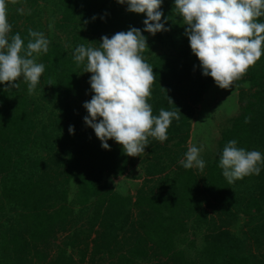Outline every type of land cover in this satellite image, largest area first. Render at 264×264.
<instances>
[{"label": "trees", "instance_id": "trees-1", "mask_svg": "<svg viewBox=\"0 0 264 264\" xmlns=\"http://www.w3.org/2000/svg\"><path fill=\"white\" fill-rule=\"evenodd\" d=\"M21 1L29 11L10 15L9 37L19 33L26 48L35 26L31 16L40 8L61 33L48 37L47 53L33 54L45 71L32 94L23 77L18 88L0 83V264H264V164L259 175L232 184L219 166L230 140L264 155V54L233 82L249 87L238 92V113L220 129L211 160L203 171L185 169L179 161L187 151L193 107L215 82L202 74L175 0H162L161 20L169 17L164 22L170 30L155 35L143 31L144 13L127 11L117 0ZM257 22L264 23V16ZM130 27L147 39L142 55L155 74L148 99L153 115L161 108L181 112L165 141L153 138L144 173L158 174V183L138 186L133 196L102 179L122 174L129 156L113 139L107 140L110 150L101 147L85 124L87 110L78 105L87 100L92 74L84 71L86 60L78 65L74 59L77 46L98 47L102 36ZM71 203L78 206L81 226H73ZM239 216L244 228L229 229ZM56 231L66 233L54 243Z\"/></svg>", "mask_w": 264, "mask_h": 264}, {"label": "clouds", "instance_id": "clouds-1", "mask_svg": "<svg viewBox=\"0 0 264 264\" xmlns=\"http://www.w3.org/2000/svg\"><path fill=\"white\" fill-rule=\"evenodd\" d=\"M117 3H126L127 11L146 15L143 31L155 35L170 30L164 22L169 17L161 20L162 0ZM175 8L188 26L185 35L202 74L210 76L220 88L233 86L264 54V23L257 22L264 16V0H175ZM17 11L24 12L22 8ZM11 27L6 0H0V83L18 88L16 81L23 77L32 94L45 71V65L37 63L33 54L47 53L50 41L43 32L29 29L25 48L19 33L9 37ZM100 39L98 47L81 44L74 50L77 64L86 60L84 71L92 74L89 83L94 95L83 103L88 113L84 122L94 130L104 149L110 150L107 140L113 139L128 156H141L149 137L160 142L168 138L167 129L173 119L179 120L181 112L177 107L175 111L161 108L158 116L153 115L148 99L155 74L142 55L149 48L141 29L130 27ZM168 100L173 104L170 97ZM68 131L73 134L74 126L69 125ZM202 150V145L190 146L179 163L185 169L196 167L203 171ZM261 164L264 155L260 151L237 147L236 140L228 141L219 160L229 184L259 175Z\"/></svg>", "mask_w": 264, "mask_h": 264}, {"label": "rangeland", "instance_id": "rangeland-1", "mask_svg": "<svg viewBox=\"0 0 264 264\" xmlns=\"http://www.w3.org/2000/svg\"><path fill=\"white\" fill-rule=\"evenodd\" d=\"M7 3V19L10 23V15L15 14L14 10L23 9L24 12L29 11V6L26 1L16 0V3H11V0H6ZM49 11L46 8H40L39 13L36 15H32L31 19L34 20L35 26L33 28L34 31L43 32L45 37H51L52 35H59L61 32L53 27L52 21L53 18L48 13ZM21 18H17L15 22L19 24ZM63 38V37H62ZM247 82L243 81L239 84H234L230 88L223 89L220 88L215 83H211L205 92L202 94L201 99L197 101L193 107V112L191 113L189 119V131L188 137L185 141V146L188 150L190 146H203V150L200 153L201 158L205 161V164L211 160L213 154L215 152L217 141L219 139L220 129L229 124L230 119L238 113V103H237V94L241 90H246L248 88ZM86 94L88 95L87 100L91 99L94 95L92 90H87ZM86 100V101H87ZM84 103V102H82ZM85 109L83 104L78 105L81 111ZM97 139V137H96ZM149 145L146 146L144 154L141 156H129L128 164L126 165V169L122 174L112 175V174H103L102 179L109 183V185L113 188L122 192L124 194L133 196L135 189L138 186H143L145 189L152 185L157 184L159 178L158 174L153 175H145L144 169L148 162L151 160V152L153 146V137H149ZM173 165L170 166V168ZM196 170L198 168L194 167ZM67 198L72 199L74 196V183L70 180L67 183ZM153 188V187H152ZM153 190H155L153 188ZM71 201V200H70ZM71 208L74 211V219L73 226H81V217L78 216V206L71 203ZM208 214L215 215V212L212 209L208 208ZM216 219V218H215ZM218 219H216V222ZM241 225L244 228L242 223V218L236 217L235 219H231L229 224L227 225L229 229L236 230L237 227ZM71 228V227H70ZM65 231H56L55 238L53 242H58L63 239V235H65ZM200 233V232H199ZM198 233V234H199ZM197 234V242H199L201 236ZM54 247L50 244V248H48V253H53ZM68 252H73L74 249L70 247L67 248ZM84 264H87L86 262Z\"/></svg>", "mask_w": 264, "mask_h": 264}]
</instances>
